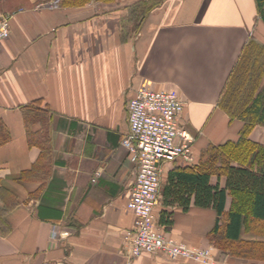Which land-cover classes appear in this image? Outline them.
Instances as JSON below:
<instances>
[{
  "label": "crops",
  "instance_id": "obj_1",
  "mask_svg": "<svg viewBox=\"0 0 264 264\" xmlns=\"http://www.w3.org/2000/svg\"><path fill=\"white\" fill-rule=\"evenodd\" d=\"M27 1L11 11L10 35L0 44V119L10 134L0 147V194L16 200L4 216L9 231L0 234V264H127L123 238L134 226L127 202L136 169L121 140L127 104L141 88L176 89L184 103L180 124L194 137L192 163L162 166L157 225L179 242L209 249L217 264H264L222 254L209 241L214 209L191 204L183 211L163 198L173 169L196 166L207 148L238 138L244 122L230 115L224 98L244 59L259 70L254 95L264 86V19L256 1L159 0L141 22L128 14L147 0L74 8ZM30 105L44 114L33 132L49 140L44 183L30 173L40 156L23 121ZM249 139L264 145V126ZM230 204L227 196L225 211ZM131 264L194 263L142 253Z\"/></svg>",
  "mask_w": 264,
  "mask_h": 264
},
{
  "label": "trees",
  "instance_id": "obj_2",
  "mask_svg": "<svg viewBox=\"0 0 264 264\" xmlns=\"http://www.w3.org/2000/svg\"><path fill=\"white\" fill-rule=\"evenodd\" d=\"M22 1L0 0V9L5 5L8 10L18 9L23 7ZM91 1L60 0V5L65 8L83 7ZM95 1L104 4L114 2ZM255 1L264 19V0ZM159 3V0L135 3L130 8L128 21L133 19V15L135 20L143 21L148 12ZM136 27L138 28L137 23ZM247 64L248 60L244 59L243 66L230 81L228 95L224 98L227 109L232 111L230 115L237 116L244 122L238 138L207 148L196 166L173 169L163 189V198L165 203L177 204L183 211H187L191 204L214 209L217 219L208 235L209 241L222 254L264 262V241H246L240 237L244 232L264 238V145L249 139L255 126H264V86L254 95L259 70L249 69ZM238 92H241L239 96H243L240 104L237 100ZM23 121L29 145L40 149L39 159L30 173H40L38 178L44 183L51 163L49 140L32 130L35 124L44 121V114L35 105L26 106L23 108ZM9 140V130L0 119V147ZM212 177L217 178L215 184L211 182ZM221 177L225 178L223 187L218 183ZM227 196L231 198V204L229 210L225 211ZM0 201V234L3 235L9 231L4 216L16 205V200L14 197H3L2 191Z\"/></svg>",
  "mask_w": 264,
  "mask_h": 264
},
{
  "label": "built area",
  "instance_id": "obj_3",
  "mask_svg": "<svg viewBox=\"0 0 264 264\" xmlns=\"http://www.w3.org/2000/svg\"><path fill=\"white\" fill-rule=\"evenodd\" d=\"M11 17V13H0V44L10 35ZM183 107L176 89L141 88L127 104L128 129L121 145L128 150L136 169L127 202L134 226L123 238L127 264L142 253H160L171 260L194 264H217L209 249L188 246L167 236L155 219L163 164L193 162L194 137L180 124Z\"/></svg>",
  "mask_w": 264,
  "mask_h": 264
},
{
  "label": "rangeland",
  "instance_id": "obj_4",
  "mask_svg": "<svg viewBox=\"0 0 264 264\" xmlns=\"http://www.w3.org/2000/svg\"><path fill=\"white\" fill-rule=\"evenodd\" d=\"M55 1H56V0H53V2H55ZM91 2L100 3V2L95 1V0H92ZM91 2H90V3H91ZM22 3H23V7H19L18 9H20V8H24V7L28 6V5H31L30 3L28 4V1H27V0H23ZM57 4H61V3H60V0H58ZM5 7L7 8L8 6L5 5L3 9H0V13H4V14H6V13H11L12 10H8V9H6ZM249 66H250V65H249ZM247 68H248V66H247ZM250 68H252V67L250 66ZM250 68H249V69H250ZM240 94H241V92H238V93H237L238 104H240L241 98L243 97V96H239Z\"/></svg>",
  "mask_w": 264,
  "mask_h": 264
}]
</instances>
